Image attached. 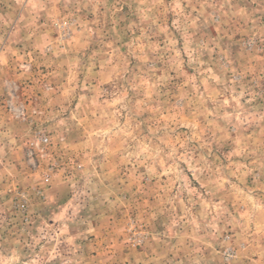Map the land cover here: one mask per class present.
Masks as SVG:
<instances>
[{
  "label": "rangeland",
  "instance_id": "1",
  "mask_svg": "<svg viewBox=\"0 0 264 264\" xmlns=\"http://www.w3.org/2000/svg\"><path fill=\"white\" fill-rule=\"evenodd\" d=\"M0 264H264V0H0Z\"/></svg>",
  "mask_w": 264,
  "mask_h": 264
}]
</instances>
